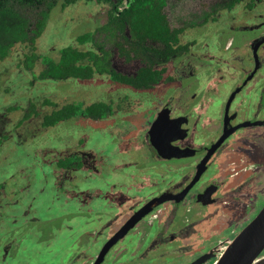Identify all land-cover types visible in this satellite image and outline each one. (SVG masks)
Listing matches in <instances>:
<instances>
[{"label":"flooded vegetation","instance_id":"1","mask_svg":"<svg viewBox=\"0 0 264 264\" xmlns=\"http://www.w3.org/2000/svg\"><path fill=\"white\" fill-rule=\"evenodd\" d=\"M225 1L215 3L196 23L171 25L168 19L171 28H183L181 42L187 50L159 66L162 77L150 87L96 75L156 98L119 94L95 101L105 104L102 116H82L102 122L104 131L111 127L117 162L93 150L57 151L55 193L62 191L74 202L55 218L65 220L58 230L72 238L67 264H95L116 235L101 264H215L263 207L264 4L256 3L264 0L252 6L243 1L246 18L233 16L228 22L221 20V12L238 3L227 8ZM213 24L217 40H201L200 33ZM191 31L199 33L197 39L188 40ZM108 49L111 65L120 73L135 75L144 65L132 53L122 55L115 44ZM115 57L135 61L137 68L130 71ZM25 115L22 119L30 118ZM37 152L46 160V151ZM67 159L69 166L58 165ZM80 172L91 176L84 186L76 179ZM103 172L104 178L95 181ZM6 187L0 180V264H38L24 259L25 244L28 239L44 242L50 218L37 211V197L11 201ZM26 188L19 187L23 194ZM79 217L91 224L82 228L89 236L85 253L75 251L73 241ZM96 219L100 228L92 226Z\"/></svg>","mask_w":264,"mask_h":264},{"label":"rangeland","instance_id":"2","mask_svg":"<svg viewBox=\"0 0 264 264\" xmlns=\"http://www.w3.org/2000/svg\"><path fill=\"white\" fill-rule=\"evenodd\" d=\"M219 1L167 0L165 12L171 25H177L182 21L188 25L189 22L196 23L203 19L202 13H206ZM242 5L244 2L238 3L232 11H222L221 20L228 22L233 16L237 20L246 18V8ZM105 13L106 6L95 1H79L66 7L61 3L57 4L50 11L46 27L37 39L36 52L56 57L61 47L76 44L75 39L79 34L98 28L105 21ZM31 22L35 24V16H32ZM215 26L213 24L211 30H207L206 27L200 33L201 40L216 41L218 35L215 36L216 32H213ZM198 36V32L191 31L188 40L197 39ZM221 42L224 43V37L221 38ZM80 47L89 46L80 45ZM27 52L29 53V50L24 44L17 43L6 58L0 59V137L1 140L3 139L0 144V180L7 183L6 193L11 201L18 199L20 202L37 197L35 202L37 211L42 212L41 214L45 213L50 218L43 233L44 242L28 239L25 245L29 249L23 253L24 259L31 258L34 262L38 261V264H67L72 256V238L65 230H58L61 224H65V220L55 218L70 209L74 202L62 191L58 192L59 196L55 193L53 184L59 173L54 167L53 160L56 159L57 151L93 150L99 157L112 155L116 162L120 156L112 152L113 147L117 150V145L110 136L111 127H107L104 131L102 122L93 123L82 117L83 115H77L54 127L44 128L41 125L42 115L56 106L71 101L89 105L95 101L109 99L111 96L129 94L128 92H130L129 99L146 100L156 97L148 95L145 98L144 95L131 92L126 87L107 82L104 76H95L89 81L37 79L35 74L39 73L43 65L38 59L33 67L29 68L26 64ZM115 61L117 64H125L130 71L137 68L135 61L127 62L119 57H115ZM122 88L127 92L121 90ZM30 105H34L37 114H32L30 118L24 120L22 117L28 112ZM39 149L46 151V160L35 155ZM76 176L77 180L84 182L82 186L88 184L85 182L91 178L88 172H80ZM103 178L104 172L94 179L99 181ZM21 186H27L24 194L19 189ZM9 190L14 192L10 195ZM100 222L96 219L94 224L92 222V226L100 228ZM89 226L91 224L87 218L83 220L79 217L78 229L73 237L74 243L77 244V247L74 246L75 251L85 253L87 250L89 236L87 232L82 231V228Z\"/></svg>","mask_w":264,"mask_h":264},{"label":"trees","instance_id":"3","mask_svg":"<svg viewBox=\"0 0 264 264\" xmlns=\"http://www.w3.org/2000/svg\"><path fill=\"white\" fill-rule=\"evenodd\" d=\"M79 1H95L106 6L105 21L95 30L79 34L76 44L58 50L56 57L36 52V42L46 27L50 11L59 3L63 7ZM247 1L252 6L262 0H226L224 7L232 8ZM167 0H0V59L6 58L17 44L29 50L26 64L33 67L38 59L42 67L35 77L40 80H90L107 75L112 80L136 88H147L159 81L164 69L159 66L187 50L181 42L183 28H171L165 7ZM36 17L35 24L31 22ZM34 24V27H32ZM115 44L122 55L140 58L143 66L135 75L116 71L111 65L108 46ZM80 45H88L82 48ZM105 112V104L94 102L84 106L79 102L64 104L42 118V126L52 127L77 115L98 117ZM35 114L30 105L25 117ZM70 160L58 162L69 166Z\"/></svg>","mask_w":264,"mask_h":264},{"label":"water","instance_id":"4","mask_svg":"<svg viewBox=\"0 0 264 264\" xmlns=\"http://www.w3.org/2000/svg\"><path fill=\"white\" fill-rule=\"evenodd\" d=\"M118 236H114L112 242ZM112 242L110 241L101 249L95 264L102 263ZM263 252L264 205L256 216L228 244L215 264H264Z\"/></svg>","mask_w":264,"mask_h":264}]
</instances>
